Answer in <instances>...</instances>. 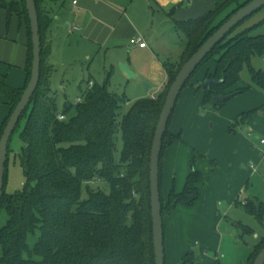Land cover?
Segmentation results:
<instances>
[{
    "label": "trees",
    "instance_id": "obj_1",
    "mask_svg": "<svg viewBox=\"0 0 264 264\" xmlns=\"http://www.w3.org/2000/svg\"><path fill=\"white\" fill-rule=\"evenodd\" d=\"M249 1L216 0L213 9L206 14L176 22V29L184 37L183 48L176 63L164 64L167 80L161 91L154 98L136 99L118 118V110L126 97L109 92L107 79L102 84L92 82L75 104H65L62 111L57 110L55 97L50 90L53 68L45 63L49 50L44 48L42 41L48 20L43 14L41 0H35L41 41L40 78L17 124L19 127L23 119L19 132L23 143L19 154L24 174L22 188L12 193L3 188L0 201V207L7 214L5 224L0 227V264H154L149 156L162 105L185 61L222 23ZM231 5L230 11L219 18ZM1 9L6 11L8 17L17 14L24 19L28 30V58L27 79L22 88L11 87L6 75L0 73V95L5 97L9 106L8 115L0 125V135L29 80L32 60L25 0H0ZM251 16L240 22L213 48L185 83L183 89H202L203 108L218 110L229 99L251 88V85L236 87L244 65L249 70L252 85L264 91V71L255 69L250 63L252 56L264 55V35H251L253 26L237 30ZM210 60L213 67L205 70L203 81L220 82L207 87L194 84L193 77ZM228 94H231L230 98L216 101L211 108L213 96ZM253 112L254 109L237 115L228 131L234 133L235 125L249 119ZM59 115H63L64 119L59 120ZM170 120L162 139L159 159L163 229L164 217L172 213L177 205L190 207L199 198L197 185L201 173L195 165L198 158L204 157L191 150L190 171L183 189L180 192L171 189L164 198L161 192L162 155L169 145L181 138L180 134L170 132ZM117 134H120L122 141L118 158L114 154ZM213 168L214 162L211 161L210 169ZM5 179L6 169L4 185ZM100 181L108 186V193L91 188V183ZM83 191L85 197H82ZM243 207L256 219L262 220L264 203L247 200ZM242 228L245 233L252 231L248 226ZM35 230H39L40 235L30 253L26 238ZM263 246L264 237L253 246L242 264H252ZM25 251L29 253L28 258L23 257ZM31 254L38 258H31ZM195 262L193 254H186L180 260V264Z\"/></svg>",
    "mask_w": 264,
    "mask_h": 264
},
{
    "label": "crops",
    "instance_id": "obj_2",
    "mask_svg": "<svg viewBox=\"0 0 264 264\" xmlns=\"http://www.w3.org/2000/svg\"><path fill=\"white\" fill-rule=\"evenodd\" d=\"M215 1L77 0L72 4V0H41L43 14L48 20L42 33L43 46L49 50L45 63L54 69L58 64H70L75 56L89 59L105 49L104 55L110 64H125L134 72V77L148 86L139 98L151 97L161 91L167 80L164 64L176 63L182 52L181 33L176 29V22L206 14L213 9ZM0 25L6 34V41L0 40V73L6 75L11 87L22 88L27 79V25L17 14L8 17L2 9ZM12 25L19 31L17 39L8 33ZM132 39L143 40L146 46L139 47L131 43ZM211 64L200 69L192 80L194 84L202 82L205 70L213 67ZM245 94L232 98L239 99V106L230 102L215 114V119L222 124L223 141L221 143L219 139L214 148L198 143L200 120L207 115L212 117L201 105L203 91L186 87L176 102L169 130L173 134H180L181 138L169 145L162 155L163 197L166 198L171 189L175 192L183 189L190 171L192 149L207 152L210 157L196 164L201 173L197 185L199 198L190 207L177 205L172 213L164 217L166 264H180L184 255L193 254L195 257L197 252L200 258L196 264H201L203 260L205 264L209 260L205 252L213 248V241L216 240L213 231L216 191L222 194L225 189L223 183L230 177L240 180V184L250 178L254 172L246 170L243 161L255 159L261 162L264 159V152L260 154L249 144L238 146L232 142L235 136L228 132L233 119L254 106L252 102L250 105L244 104L247 100L243 96ZM8 112L6 99L0 95V125ZM213 158L214 168L211 170L209 160Z\"/></svg>",
    "mask_w": 264,
    "mask_h": 264
},
{
    "label": "rangeland",
    "instance_id": "obj_3",
    "mask_svg": "<svg viewBox=\"0 0 264 264\" xmlns=\"http://www.w3.org/2000/svg\"><path fill=\"white\" fill-rule=\"evenodd\" d=\"M232 7V5L228 7L219 18L228 13ZM250 26H253L250 32L251 35H264V7L255 12L240 27H238L237 30L239 31ZM8 33H10L13 38L17 39L19 31H17L15 26L12 25ZM5 36L6 34L3 33V27L0 25V40H2V42L6 41ZM179 36L181 38V44H183L184 37L182 34H179ZM104 51L105 49L89 59H85L80 55L73 56L74 58L71 60L70 64L67 63L64 66L58 64L54 66L50 77V90L55 97L57 110L59 112L62 111L65 104H75L77 98H81L83 91L89 85L88 80L102 84L107 79V89L109 92L118 95H125L126 101L118 110V118L121 114L127 111L133 101L138 99L142 93H145L146 88L144 82L140 81L137 77H127V75L121 70L119 63L110 64L104 55ZM68 59L69 58L67 57V60ZM208 63H212L211 65H213V62L210 60L202 68L206 67ZM250 63L255 69L264 71V55L252 56ZM195 76L193 79L196 78ZM202 82L204 81L202 80ZM245 85H251V88L245 92L246 94L244 93L245 95H243L245 96L244 98L247 99L244 104L250 105L252 102L254 105L252 108L254 109V112L246 121L240 120L242 121V124L235 125V130L237 132H228L235 136L236 139L232 138V142L234 141L238 146L243 147L245 144H249L251 149L262 154L264 152V142L261 143V140H264V91L255 85H252L249 70L246 65H244L240 71V80L236 84V87H243ZM232 98L229 99L226 104L231 102V104L239 106V99L236 100ZM205 109L209 111V114H211L212 117H208L209 115H207L200 120V123L198 124L200 128L198 143L202 146L207 145V147L212 146L214 148L215 145H218L219 139L221 143L223 141L222 124L214 117L220 109L215 111L209 108ZM22 126L23 119L20 121L19 127L13 131L9 142L6 179L4 185V190L8 193L20 190L24 181L23 169L19 158L21 147L23 146L19 137V132ZM121 147V137L120 134H117L116 149L114 153L116 158L119 156ZM240 149L241 148H239V150ZM195 151L204 155V157L197 159L196 164L201 159L208 158L209 156L207 155V152L202 153L196 149ZM209 161L210 169L211 161L214 162V158ZM243 166L246 170L248 169L254 172L250 178H246V180L240 184V180L230 177V179H226L223 183L225 189H223L222 194L217 193L218 190L216 191V196L214 198V216L216 218L214 217L213 225L216 240L213 241V248H210L211 250L205 252L209 259L208 261L206 260L205 264H242L253 246L260 238L264 237V214L262 220H258L243 207V201L245 202L247 200H258L264 203V159L261 162H257L255 159H249L246 162L243 161ZM91 188L106 193L109 191L108 186L102 181L95 182L94 184L91 183ZM85 196L86 193L83 191L82 197ZM6 220L7 214L4 208L0 207V227L5 224ZM242 226H248L252 231L250 233H245ZM39 235V230H35L33 233L27 235L26 244L30 253H32ZM28 251L23 253V257H29ZM196 254L195 264L200 258L199 253L197 252ZM1 255L2 249L0 246V256ZM30 257L33 259L38 258L34 254H31ZM203 262L201 264H203Z\"/></svg>",
    "mask_w": 264,
    "mask_h": 264
},
{
    "label": "water",
    "instance_id": "obj_4",
    "mask_svg": "<svg viewBox=\"0 0 264 264\" xmlns=\"http://www.w3.org/2000/svg\"><path fill=\"white\" fill-rule=\"evenodd\" d=\"M263 7L264 0H250L233 13L198 47V49L187 59V61H185L168 89L154 130L149 156L150 213L152 222L154 264H165L164 229L159 187V159L162 148V139L167 129L176 101L187 80L203 59L213 50V48L240 22ZM25 9L29 19L32 44L30 77L19 101L13 108L3 128L2 134L0 135V201L3 195L5 166L9 142L23 112L30 103L40 78L41 41L35 0H25ZM120 68L127 75V77L132 78L135 76L134 72L125 64H120ZM219 82L220 81L216 82L206 80L198 85L200 87H207L212 83ZM145 88H148V86L145 85ZM230 96L231 94L226 96H213L211 100V108H213L216 101L222 102L223 100L230 98ZM252 264H264V246L255 256Z\"/></svg>",
    "mask_w": 264,
    "mask_h": 264
},
{
    "label": "built area",
    "instance_id": "obj_5",
    "mask_svg": "<svg viewBox=\"0 0 264 264\" xmlns=\"http://www.w3.org/2000/svg\"><path fill=\"white\" fill-rule=\"evenodd\" d=\"M76 2H77V0H72V4H75ZM131 43L137 44L139 47H142V48L146 46V42L143 41V40L132 39ZM91 85H92V82H89V86H91ZM151 97L154 98L155 95H152ZM78 101H79V99H78ZM58 119L59 120H63L64 116L63 115H59ZM263 142H264V140H261V143H263Z\"/></svg>",
    "mask_w": 264,
    "mask_h": 264
}]
</instances>
